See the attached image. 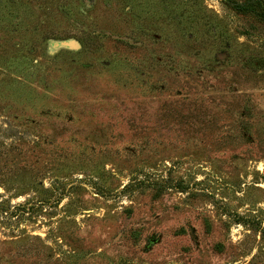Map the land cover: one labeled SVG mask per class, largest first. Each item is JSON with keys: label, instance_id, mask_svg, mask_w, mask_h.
<instances>
[{"label": "rangeland", "instance_id": "rangeland-1", "mask_svg": "<svg viewBox=\"0 0 264 264\" xmlns=\"http://www.w3.org/2000/svg\"><path fill=\"white\" fill-rule=\"evenodd\" d=\"M0 0V264H264V0Z\"/></svg>", "mask_w": 264, "mask_h": 264}, {"label": "trees", "instance_id": "trees-1", "mask_svg": "<svg viewBox=\"0 0 264 264\" xmlns=\"http://www.w3.org/2000/svg\"><path fill=\"white\" fill-rule=\"evenodd\" d=\"M223 2H225V4H227L230 8H232L233 10L237 12H244V11L251 9V6H249L250 4L248 1L238 2L235 0H223ZM263 15H264V12H263Z\"/></svg>", "mask_w": 264, "mask_h": 264}]
</instances>
